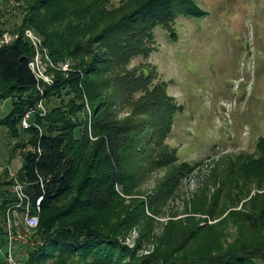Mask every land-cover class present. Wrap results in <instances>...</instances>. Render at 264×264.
<instances>
[{"label": "trees", "instance_id": "obj_1", "mask_svg": "<svg viewBox=\"0 0 264 264\" xmlns=\"http://www.w3.org/2000/svg\"><path fill=\"white\" fill-rule=\"evenodd\" d=\"M23 1L17 36L0 46V102L11 100L0 128L15 141L10 153L18 150L22 160L14 175L8 165L0 170V250L7 248L6 212L18 203L12 192L18 184L30 214L38 217L30 229L36 243L20 264H264V193L212 227H197L191 218L168 221L145 255L139 254L141 240L133 248L123 241L133 228L142 237L141 223L151 221L144 202L125 198L136 196L148 174L161 167L170 174L156 191L167 197L191 170L165 145L181 107L153 67L130 64L152 52L156 27L174 37L178 16H203L193 1L123 0L118 7L111 0ZM25 30L40 37L53 65L73 62L66 73L54 72L50 85L38 81L29 66L36 52ZM28 112L30 126L23 129ZM256 150L264 156V132ZM157 201L147 203L153 215ZM224 224L236 227L233 245L211 252L217 244H193L201 231ZM175 227L183 238L178 243L170 239Z\"/></svg>", "mask_w": 264, "mask_h": 264}, {"label": "rangeland", "instance_id": "obj_2", "mask_svg": "<svg viewBox=\"0 0 264 264\" xmlns=\"http://www.w3.org/2000/svg\"><path fill=\"white\" fill-rule=\"evenodd\" d=\"M121 1L110 3L118 7ZM192 1L203 16H178L171 26L174 37L156 27L152 52L130 64L153 67L157 80L165 83L166 93L181 107L165 145L175 152L178 163L191 166L167 197L160 198L156 191L170 174L168 168L161 167L148 174L136 188V196L125 198L144 202V214L151 219L141 223L142 237L139 228H133L123 240L129 248L141 240L139 254L143 255L153 250L168 221L191 218L197 227H212L231 210H241L251 197L264 193V156L256 150L264 132V0ZM24 13L23 0H0V46L17 36L15 31ZM27 32L41 43L40 37L25 30L23 37L31 46ZM38 54V72L46 85H50L54 72L66 73L73 65L69 59L53 65L41 47ZM10 109L11 100L0 102V119ZM12 139L5 128H0V170L8 165L14 175L22 160L18 150L10 153L15 144ZM247 174L250 177L246 179ZM153 199H158L155 215L147 208ZM208 209L210 215L204 212ZM12 219L23 227L18 230L22 240L15 241L19 246L12 251L18 262L36 242L20 211ZM231 225L216 226L210 233L201 231L193 244H217L211 252L233 245L237 230ZM170 239L174 243L183 239L180 228L170 231Z\"/></svg>", "mask_w": 264, "mask_h": 264}, {"label": "built area", "instance_id": "obj_3", "mask_svg": "<svg viewBox=\"0 0 264 264\" xmlns=\"http://www.w3.org/2000/svg\"><path fill=\"white\" fill-rule=\"evenodd\" d=\"M26 34H27L26 37L30 40V42H31L33 48H35V52H36L32 62L29 64V66H30L32 72L34 73L36 79L38 81L43 82V79L45 77L40 72H38V64H37V59L39 57L38 48L41 47V43L37 39L32 37V35L29 32H27ZM40 58L42 59L43 57L40 56ZM44 58H46V57H44ZM48 64L51 66L50 63H48ZM36 108L43 110L41 103H38ZM29 116H30V112L26 113L21 120V127L23 129H27L30 126L29 121H28ZM22 188L23 187L21 185H18V184L14 185L12 187V192L14 193V196L17 199L18 203L15 206L8 209L6 212V227H7V231H8L7 248H6L5 252H2L0 250V255L3 258L1 264H19L13 258L12 250H13V243L15 241L22 240V237L18 233L19 229H18L16 221H14L12 219V215L15 214L16 212H18V209H20V212L23 215L25 227L29 230L34 229L38 223L37 215L36 214H30L31 204H30L28 197L23 193ZM40 201H41V198L39 197L36 199V201L34 203V209L36 212L39 211ZM14 227H17L16 234L13 233Z\"/></svg>", "mask_w": 264, "mask_h": 264}]
</instances>
